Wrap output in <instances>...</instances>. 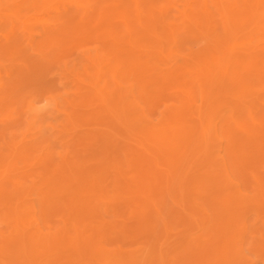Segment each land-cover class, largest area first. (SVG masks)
<instances>
[{"label":"rangeland","instance_id":"obj_1","mask_svg":"<svg viewBox=\"0 0 264 264\" xmlns=\"http://www.w3.org/2000/svg\"><path fill=\"white\" fill-rule=\"evenodd\" d=\"M133 1L0 0V264H264V0Z\"/></svg>","mask_w":264,"mask_h":264},{"label":"bare ground","instance_id":"obj_2","mask_svg":"<svg viewBox=\"0 0 264 264\" xmlns=\"http://www.w3.org/2000/svg\"><path fill=\"white\" fill-rule=\"evenodd\" d=\"M130 1V0H129ZM133 1V0H132ZM140 2H142V4L141 3H139L138 2V4H140L142 7L144 6V4H148V6H153L152 4H151V2H154L155 0H151L150 1V3H147V2H149V0L147 1V0H145V1H142V0H139ZM134 2V1H133ZM88 3H90V1L88 2ZM134 4H135V2H134ZM149 4H151V5H149ZM69 5V4H68ZM138 6V5H137ZM147 6V5H146ZM90 7H91V5H90ZM220 7V6H219ZM92 8V7H91ZM150 8V7H149ZM148 8V9H149ZM157 8V7H156ZM135 9V8H134ZM138 9V8H137ZM139 9H141L140 7H139ZM148 9H146V10H148ZM154 9V8H153ZM152 9V10H153ZM160 9V8H159ZM158 9V10H159ZM165 9V8H164ZM70 10V9H69ZM150 10V9H149ZM148 10V12H146V14H148L150 11ZM157 10V11H158ZM166 10V9H165ZM91 11V10H90ZM133 11V10H132ZM134 12H135V10H134ZM137 13H135V14H138L139 15V10L138 11H136ZM155 12V11H154ZM160 13V12H159ZM161 14V13H160ZM7 15V14H6ZM134 15V14H133ZM136 17H138L137 15H136ZM74 17L72 16V18H71V21H73L74 19H73ZM139 18V17H138ZM14 19V18H13ZM139 19H137V21H138ZM186 20V19H185ZM136 21V22H137ZM140 22V21H139ZM75 23H78V22H76L75 21ZM74 23V24H75ZM126 23V22H125ZM9 24V23H8ZM62 24V23H61ZM120 24V23H119ZM124 24V23H123ZM139 24V23H138ZM60 25V24H59ZM53 26V25H52ZM113 26V25H112ZM124 26V25H123ZM138 26V25H137ZM141 26V25H140ZM184 26V25H183ZM187 26V25H186ZM125 27H127V25H125ZM136 27V26H135ZM139 28V27H138ZM53 29H55V28H53ZM52 29V30H53ZM123 29V28H122ZM28 31H30V30H28ZM54 31V33L55 34H57L56 32H57V30H53ZM97 31V30H96ZM51 32V31H50ZM49 32V33H50ZM127 32V31H126ZM259 32V31H258ZM9 34V33H8ZM96 34V33H95ZM171 35V36H170ZM169 35V38H171L170 39V41L172 40V39H174V40H172V42L173 41H175V38H174V36L172 35V32H171V34ZM173 36V37H172ZM233 36V35H232ZM14 37V36H13ZM12 37V38H13ZM194 37H196V36H192V40H193V38ZM49 38V37H48ZM52 38V37H51ZM168 38V39H169ZM195 39H198V37L197 38H195ZM194 39V40H195ZM14 40V41H13ZM13 40L11 39L10 41H9V44H6L5 46L6 47H8V48H11L10 50H14L17 46H19L18 45V43L16 42V40L13 38ZM52 40H53V38H52ZM193 40V41H194ZM209 40V39H208ZM197 40H195V42H196ZM31 42V41H30ZM176 42V41H175ZM175 42H173V45H175L174 43ZM189 42V41H188ZM197 42H199V41H197ZM171 44V42L169 43V45ZM237 44V43H236ZM2 46V45H1ZM5 47V48H6ZM170 47H171V45H170ZM7 48V49H8ZM176 48V47H175ZM194 48V47H193ZM249 49V48H248ZM178 50V49H177ZM194 50V49H193ZM250 50H255L256 51V49H250ZM248 53H249V50H246ZM253 51H251V54L250 55H248V56H252V59H253V61H252V63L253 62H255L254 60L256 59L257 60V58L255 57V56H257V54H255V53H257V52H253ZM8 52V51H7ZM253 53V54H252ZM255 54V55H254ZM253 56L255 57V58H253ZM237 58V57H236ZM250 58L251 57H249V60H250ZM224 61V60H223ZM251 61V60H250ZM46 63V62H45ZM204 65H205V63H204ZM208 67V66H207ZM176 69V68H175ZM175 69H172V70H170V73H171V71H172V73H171V75L172 74H174V73H176L175 72ZM177 70H178V68H177ZM176 70V71H177ZM179 71V70H178ZM177 71V73H176V76H177V74L178 75H180L179 74V72ZM160 72V76H159V74H158V72H156V74H158V78L156 77V78H154V77H148L149 79H148V81H147V83H145V84H141V85H139V86H137V96H139V98H141V100H145V101H149V102H151V101H153L155 98L154 97H157L159 94L161 95L162 93H160V91H164L163 90V88L165 87V85H166V83H167V86H168V84H169V80H168V78L170 79L171 77L173 78V76H174V80H175V78H177V77H175V75H172L171 77H166V76H168V75H165L164 73H162L161 71H159ZM194 72V71H193ZM168 73H169V71H168ZM197 73V72H196ZM196 73H195V75H196ZM212 73V72H211ZM167 74V73H166ZM199 75V74H198ZM188 76V75H187ZM113 77H115V75L113 76ZM196 77H199V80H200V77L201 76H197L196 75ZM40 78V77H39ZM151 78V79H150ZM20 79V78H19ZM115 79V78H114ZM183 79V78H182ZM198 79V78H197ZM216 79V78H215ZM41 80V79H40ZM167 80H168V82H167ZM198 80V81H199ZM116 81V80H115ZM197 81V82H198ZM143 83V82H142ZM199 83V82H198ZM240 86V85H239ZM166 88V87H165ZM167 89V88H166ZM174 90V89H173ZM133 91V90H132ZM179 92H180V89H179ZM182 92V91H181ZM180 92V93H181ZM256 92V91H255ZM158 93V95L156 96L155 94H157ZM184 93H185V91H184ZM190 93V92H189ZM187 94H188V92H187ZM191 94V93H190ZM155 95V96H154ZM180 95V94H179ZM182 95V94H181ZM256 95V94H255ZM138 100H139V98L138 97H136ZM190 98V97H189ZM136 99V100H137ZM144 101V102H145ZM155 101L156 100H154V103H155ZM241 101V100H240ZM249 101V100H248ZM94 102V101H93ZM143 103V102H142ZM154 103H150V104H154ZM134 104V103H133ZM147 105V104H146ZM217 105V104H216ZM240 105H242L241 104V102H240V104H236V105H234L233 107H231L230 108V110H231V112L228 114V115H226V112H223L222 114H220V115H218L217 116V118H215L216 120H213L214 118H212V119H210V125L208 124V121H207V123H206V126H210L211 128H210V131H212V129L214 130V131H219L220 132V134H223L224 136H225V138L228 140V142H229V145L230 146H236L237 148H239V147H252L253 146V144H256L257 143V141H261V138L262 137H264V133H262V129H264V124H262L261 122H258V121H254V122H252V124H250L249 123V121H246V119H245V117H247L246 116V114H245V116L243 115V113H242V111H243V106H244V104L242 105V108L240 107ZM151 106V105H150ZM248 106V105H247ZM250 106V105H249ZM146 108V107H145ZM246 109V108H245ZM251 109V108H250ZM258 111V110H257ZM258 114V113H257ZM143 115V114H142ZM249 115V119L251 118L252 119V117H251V112L248 114ZM191 118V117H190ZM250 119V120H251ZM255 119V118H254ZM213 120V121H212ZM262 120V119H261ZM262 121H264V120H262ZM248 122V123H247ZM208 124V125H207ZM155 125V124H154ZM156 126V125H155ZM205 126V125H204ZM255 126H258V129H257V127H255ZM207 128V127H206ZM205 128V129H206ZM137 129V128H136ZM151 129H152V127H151ZM207 129H209V128H207ZM206 129V130H207ZM148 131H149V129H147ZM147 130H146V132H147ZM204 131V132H207L208 134H210L209 132L210 131ZM254 130V131H253ZM204 132H203V134H204ZM211 133H213V132H211ZM217 133V132H216ZM140 134V133H139ZM153 135V134H152ZM168 135V134H167ZM223 136V137H224ZM153 137V136H152ZM163 137V136H162ZM164 137H165V135H164ZM223 138L222 136H220L219 135V138ZM262 139H264V138H262ZM222 141H224V140H222ZM256 142V143H255ZM155 143V142H154ZM229 148V147H228ZM231 148H233L234 149V147H231ZM241 148V149H242ZM247 148V149H248ZM254 148H256V147H253L252 149H254ZM236 149V148H235ZM250 149V148H249ZM257 149V148H256ZM259 147H258V150H257V152L259 153ZM126 150V149H125ZM246 149H244V151H245ZM240 151H243V150H237L236 152L238 153L237 155H240ZM243 151V152H244ZM247 151V150H246ZM261 151H264V148H262L261 149ZM153 152V151H152ZM226 152H228V151H226ZM230 152H232V151H230ZM229 152V153H230ZM236 152H234V154H236ZM254 152V151H253ZM155 153V152H154ZM233 153V152H232ZM227 154V153H226ZM251 154V153H250ZM253 154V153H252ZM259 154H261V153H259ZM236 155V156H237ZM243 155H245V154H242V157L241 158H244V156ZM247 155V154H246ZM249 155V154H248ZM255 155H256V151H255ZM254 155V156H255ZM229 156V155H228ZM253 156V155H252ZM253 156V157H254ZM229 157H231V156H229ZM238 157V156H237ZM253 159V158H252ZM237 160V159H236ZM235 160V161H236ZM241 160V159H240ZM239 160V161H240ZM245 160V159H244ZM234 161V160H233ZM232 161V162H233ZM243 160H241V162H242ZM245 161H248V160H245ZM249 161H250V159H249ZM256 162V161H255ZM245 163H247V162H245ZM242 164V163H241ZM237 165V164H236ZM238 165H239V163H238ZM246 165V164H245ZM245 168H250V167H248V166H245ZM245 171V170H244ZM3 183V182H2ZM3 192V191H2ZM13 192V191H12ZM13 194V193H12ZM230 200V199H229ZM9 202V201H8ZM6 204H7V202H6ZM237 204V203H236ZM65 205V204H64ZM232 205V204H231ZM235 206V205H234ZM230 209V208H229ZM232 217H234V215H232ZM235 218V217H234ZM233 218V220L235 221V223H237V221L235 220ZM238 219V218H237ZM239 220V219H238ZM233 221V222H234ZM165 223V222H164ZM80 225V224H79ZM81 226V225H80ZM74 227V226H73ZM219 230H222V228L220 227V229ZM67 232V231H66ZM246 234V233H245ZM92 235V234H91ZM100 238V237H99ZM90 242V241H89ZM76 244V243H75ZM78 245V244H77ZM24 246V245H23ZM74 246V245H73ZM77 247V246H76ZM79 247V246H78ZM97 254H98V252H96Z\"/></svg>","mask_w":264,"mask_h":264}]
</instances>
